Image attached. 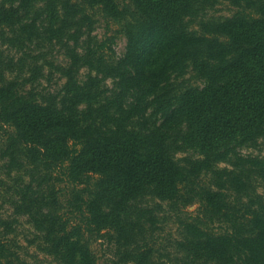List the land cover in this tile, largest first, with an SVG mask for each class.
I'll list each match as a JSON object with an SVG mask.
<instances>
[{"label": "rangeland", "instance_id": "1", "mask_svg": "<svg viewBox=\"0 0 264 264\" xmlns=\"http://www.w3.org/2000/svg\"><path fill=\"white\" fill-rule=\"evenodd\" d=\"M85 1L71 0L82 8L75 18L82 26L73 25L61 34L50 33L48 14L40 15L46 8L44 0L30 6L26 15L20 14V21L0 23V85L14 83L28 96L58 104L70 82L66 72L73 66L71 92L77 94L78 110L97 118L99 128L115 129L117 119L133 105L132 127L141 131L160 127L166 112L149 85L127 94L122 102L119 99L124 90L120 76L128 79V70L134 75L151 64L150 48L142 53V62L138 59L145 29L127 15L135 10L133 0H117L128 7L118 20ZM19 3L5 4L16 9ZM243 6L236 0H217L198 15L184 9L186 30L200 32ZM56 12L63 15L61 7ZM61 25L58 19L52 30ZM108 37H115L112 50L93 55L96 44ZM84 56L92 65L74 61ZM128 56L124 69L122 62ZM191 62L169 76L171 100L174 93L190 87L202 90L208 83ZM7 130L0 131V239L15 253L18 264H264V127L238 130L236 138L219 144L210 158L173 136L169 141L181 147L174 163L183 170L184 181L170 194L156 184L133 194L97 175L74 189L55 180V165L37 160L32 146L10 142L9 132L17 133L14 128ZM215 196L221 201L213 209L210 203ZM70 198L92 203L114 229L100 235L83 229L59 234L56 220L59 215L67 218ZM233 211L239 212L244 224L239 225L234 254L233 242L224 234L226 229L231 232Z\"/></svg>", "mask_w": 264, "mask_h": 264}, {"label": "trees", "instance_id": "2", "mask_svg": "<svg viewBox=\"0 0 264 264\" xmlns=\"http://www.w3.org/2000/svg\"><path fill=\"white\" fill-rule=\"evenodd\" d=\"M15 1L3 0L1 24L20 21V14L28 13V8L39 0H18V8L6 7L5 3L12 5ZM44 1L46 8L40 15L48 14L50 33L61 34L73 25L82 26L75 20L82 9L79 4L71 0ZM87 1L114 19L128 13V7L121 6L117 0ZM216 1L133 0L135 10L127 15L145 29L138 59L142 62V53L150 48L151 64L139 68L134 75L128 70V79L123 74L120 76L124 90L119 99L122 102L127 94L149 85L156 101L163 107L161 109L166 112L160 127L147 131L132 127L136 115V105H133L126 116L117 119L115 129L99 128L97 118L92 119V115L78 110L77 94L71 92V66L66 72L70 80L65 87L66 95L58 104L46 100L43 103L36 96H28L17 90L14 83L0 85V131L8 133L7 128H14L18 135L9 132L8 140L32 146L37 160L55 165L58 171L55 180L74 189L86 185L91 176L97 175L109 185L123 186L133 194L144 192L155 184L164 193L177 190L184 179L180 178L183 170L174 163V154L181 147L169 141L173 136L183 145L199 149L210 158L211 155L215 157L219 144L234 140L238 130L264 127V0H236L244 6L230 18L207 28L203 26L200 32L186 30L184 9H188L190 15H198L200 11L213 7ZM57 7H61L63 15L56 12ZM58 19H62V25L53 31ZM115 43V37L98 42L93 55L105 54ZM129 60L130 56L123 60L124 69ZM74 61L92 65L89 56L74 58ZM190 61L194 63L198 76L208 83L202 90L190 87L179 94L174 93L171 100L166 82L171 74L183 69ZM121 107L122 103L119 110L124 115ZM182 124L186 126L183 128ZM191 191L196 192L195 189ZM216 199L213 197L210 203L213 209L221 201ZM67 205L68 213L74 216L57 217L59 234L67 235L70 229H83L86 233L100 235L103 230L114 229L92 203L70 198ZM229 216L231 232L226 229L224 234L233 242L234 254L238 228L244 224L239 212L233 211ZM0 264H18L15 253L8 250L2 239Z\"/></svg>", "mask_w": 264, "mask_h": 264}]
</instances>
